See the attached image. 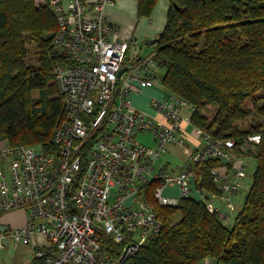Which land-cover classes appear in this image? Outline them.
I'll use <instances>...</instances> for the list:
<instances>
[{"label":"built area","instance_id":"built-area-1","mask_svg":"<svg viewBox=\"0 0 264 264\" xmlns=\"http://www.w3.org/2000/svg\"><path fill=\"white\" fill-rule=\"evenodd\" d=\"M35 1L58 22L53 75L65 116L47 146L0 141V249L30 245L37 264H121L162 232L151 205L136 198L141 187L159 181L155 198L175 205L195 193L197 166L212 159L233 164V172L224 164L212 171L220 198L231 205L246 175L242 156L232 152L235 141L192 125L194 107L158 80L156 49L131 53L138 42L121 39L106 16L117 0ZM148 89L155 93H147V108L136 105L133 93ZM141 135H151L155 145ZM191 138L202 145H189ZM260 140L259 134L248 137ZM172 146L186 155L180 170L169 172L168 162H156ZM173 187L178 196L164 193ZM130 197L137 205L127 204ZM208 207L224 216L213 203ZM19 210L26 216L22 226L3 221ZM200 264L216 263L207 258Z\"/></svg>","mask_w":264,"mask_h":264},{"label":"trees","instance_id":"trees-1","mask_svg":"<svg viewBox=\"0 0 264 264\" xmlns=\"http://www.w3.org/2000/svg\"><path fill=\"white\" fill-rule=\"evenodd\" d=\"M137 1L138 16L150 17L157 0ZM58 29L35 0H0V141L47 146L65 116L53 75ZM29 44L34 65L27 64ZM155 49L161 85L194 107L192 125L234 140L233 154L256 166L230 226L208 207V197L222 193L212 174L224 164L219 159L197 166L195 193L175 205L155 198L159 181L143 185L136 198L151 205L162 232L121 264H264V0H170ZM256 134L260 142H248Z\"/></svg>","mask_w":264,"mask_h":264},{"label":"crops","instance_id":"crops-1","mask_svg":"<svg viewBox=\"0 0 264 264\" xmlns=\"http://www.w3.org/2000/svg\"><path fill=\"white\" fill-rule=\"evenodd\" d=\"M169 7H170V0H157L154 10L150 17H139L137 0H117L115 5H110L106 9V16L108 20L114 26H116L118 30V35L121 39H133L137 41L140 48L144 49L145 47L144 54H148L155 49V44L148 45L145 42V39L159 37V35L162 33L166 25ZM147 93L154 94L155 91L153 89H148ZM189 145L191 146L202 145V140L199 138L198 139L191 138V140H189ZM249 159L251 158L247 156L242 157V163L244 166L247 164ZM233 171L234 168L231 169V172ZM243 178L240 181H242ZM250 186L247 188V191L249 190ZM167 189H169L170 192L172 193H176L177 192L176 190L178 188L173 187ZM177 193L179 195V190ZM178 195H173V196H178ZM218 197L219 198L213 199V203H216L218 206H220L222 200L220 196ZM237 198L235 199V202L239 203L238 208L241 209L242 205L240 204L239 200H237ZM221 207L224 213L223 221H225L226 224L232 225L235 216L240 209L238 211L234 210L232 212L230 210L228 211L227 210L228 207L227 206L225 207L224 204ZM25 219H26L25 212L19 210V211L11 212L6 216H4L3 221L11 224L12 226L19 227L25 223Z\"/></svg>","mask_w":264,"mask_h":264},{"label":"rangeland","instance_id":"rangeland-1","mask_svg":"<svg viewBox=\"0 0 264 264\" xmlns=\"http://www.w3.org/2000/svg\"><path fill=\"white\" fill-rule=\"evenodd\" d=\"M30 47V53H29V57L27 60V64L29 65H34L36 64V55H35V51H34V47L29 44L28 45ZM145 51V47L144 49L142 48H138L136 51L131 52L133 55H140L143 56ZM157 75H158V80L159 82L162 80V76L164 75V70H162V68H160L157 71ZM134 102L136 105H139L143 108H147V103L149 101V97L147 96V92L144 91L143 94H136L133 93L132 96ZM187 114L188 110H184L183 114ZM189 130H191V128H189ZM141 138H143L144 142L150 146H154L155 143L153 142L152 136L151 135H141ZM168 152L164 154L163 157H161L160 160H158L156 162V166H159L160 163L166 164L167 162L168 164V171L172 172V170L174 171H179L181 166L183 165V160L185 159V155H186V151L180 147L177 146H172L168 148ZM255 166H256V161L255 159H249L247 164L245 165V171H246V176L243 178L242 181H240L242 183V188L240 186V189L238 190V192L234 195L231 196V205H229V202L226 199H221L222 203L220 206H218L216 203H213V199L214 198H219L218 196L220 195H215V196H210L208 197V199L210 200L209 202L213 203L214 205H216V207L218 206V208L220 209V211L223 212L222 210V205L224 204V206L228 207V211H238L240 208H238L239 203L235 202V199L237 198V200H239L240 204L242 205V202L244 201V197L247 193V188L251 185L252 180H253V173L255 170ZM241 190V191H240ZM178 192V189L176 190ZM172 193L170 192L169 189L165 190V194L168 195H178V193ZM239 193V194H238ZM113 194V192H112ZM238 194V196H237ZM236 196V197H235ZM235 197V198H234ZM127 204L129 205H137V202L134 200V197H130L126 200ZM176 219H179V215L176 216ZM232 221V220H231ZM230 221V223H231ZM231 225V224H230ZM229 225V226H230ZM34 250L30 245H25V244H19L17 247H9V248H5V249H0V264H32L35 260V256H34ZM207 259V258H205ZM204 259V260H205ZM204 260H202L200 263H202Z\"/></svg>","mask_w":264,"mask_h":264},{"label":"water","instance_id":"water-1","mask_svg":"<svg viewBox=\"0 0 264 264\" xmlns=\"http://www.w3.org/2000/svg\"><path fill=\"white\" fill-rule=\"evenodd\" d=\"M158 41H159V37H156V38H146V39H145V42H146L148 45L156 44ZM124 70H125V68L122 69L120 73H122Z\"/></svg>","mask_w":264,"mask_h":264}]
</instances>
